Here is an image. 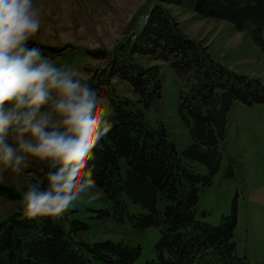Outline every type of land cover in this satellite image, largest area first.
Masks as SVG:
<instances>
[{
    "label": "trees",
    "instance_id": "obj_1",
    "mask_svg": "<svg viewBox=\"0 0 264 264\" xmlns=\"http://www.w3.org/2000/svg\"><path fill=\"white\" fill-rule=\"evenodd\" d=\"M150 1L135 31L113 50L86 51L104 62L93 87L107 99L112 124L88 161L107 204L97 218L113 213L135 231L157 230L153 257L141 264H248L235 254L234 214L221 217L215 226L207 224L201 220L198 200L219 168L218 146L231 104H264V86L214 62L201 40L180 31L167 6L191 8L199 18L225 21L238 31L250 27L252 41L262 48L264 0ZM29 44L52 58L63 51ZM143 58L167 63L180 83L177 114L190 140L181 157L162 126L144 125L143 110L160 98L161 76L157 64L142 66L137 61ZM114 78L130 87L135 102L115 94L110 84ZM184 161L203 166L205 174L194 173ZM227 175L232 176L230 169ZM41 181L46 186L44 177ZM0 195L10 200L22 196L1 185ZM86 228L75 220L65 228L58 217L28 220L14 213L0 222V264H139V245L109 240L88 244L77 238Z\"/></svg>",
    "mask_w": 264,
    "mask_h": 264
},
{
    "label": "rangeland",
    "instance_id": "obj_2",
    "mask_svg": "<svg viewBox=\"0 0 264 264\" xmlns=\"http://www.w3.org/2000/svg\"><path fill=\"white\" fill-rule=\"evenodd\" d=\"M34 3L42 8V25L29 42L63 50L53 58L55 62L58 65L67 64L81 72L92 71L95 84L105 65L103 61L90 58L86 51L113 50L126 35L135 31L146 7L152 4L150 0H34ZM167 10L186 37L201 40L207 46V53L214 62L235 74L258 80L264 86V19L261 48L252 41L250 27L238 31L225 21L199 18L188 7L167 6ZM137 61L142 66L157 64L161 76L160 98L143 110L144 125L151 129L162 126L168 141L181 157L190 140L177 114L180 83L167 63H155L145 58ZM110 84L118 97L131 102L137 100L125 82L114 78ZM218 149L219 168L211 184L199 193L198 210L204 212L201 220L215 226L221 217L233 213L235 227L232 241L236 256L248 264H262L264 104L247 106L233 102L226 115L225 136ZM184 162L194 173L205 174L203 166L192 161ZM40 169L41 166L34 163L24 175L6 173L0 185L22 195L29 180H42ZM229 169L232 176L227 175ZM18 201L0 195V222L18 212ZM103 208H107V204L101 194L91 203H77L76 207L58 219L65 228L72 220L86 224V230L77 233V238L88 244L109 240L130 247L139 245L141 254L137 262L141 264L152 258L157 230L150 227L142 232L135 231L126 221L118 222L113 213L102 219L97 218V211ZM129 209L138 212L132 206Z\"/></svg>",
    "mask_w": 264,
    "mask_h": 264
},
{
    "label": "clouds",
    "instance_id": "obj_3",
    "mask_svg": "<svg viewBox=\"0 0 264 264\" xmlns=\"http://www.w3.org/2000/svg\"><path fill=\"white\" fill-rule=\"evenodd\" d=\"M41 25L34 0H0V181L34 163L46 180H29L22 192L17 211L28 220L100 198L88 161L112 128L95 74L29 44Z\"/></svg>",
    "mask_w": 264,
    "mask_h": 264
}]
</instances>
